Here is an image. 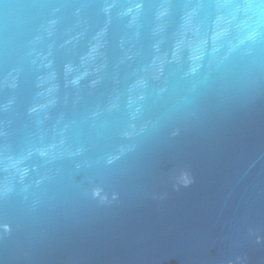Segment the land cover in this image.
Here are the masks:
<instances>
[{"label": "water", "instance_id": "obj_1", "mask_svg": "<svg viewBox=\"0 0 264 264\" xmlns=\"http://www.w3.org/2000/svg\"><path fill=\"white\" fill-rule=\"evenodd\" d=\"M0 264H264V0H0Z\"/></svg>", "mask_w": 264, "mask_h": 264}]
</instances>
